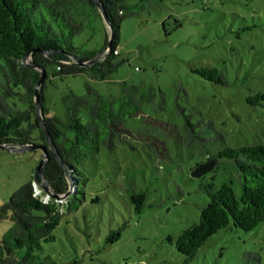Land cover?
I'll return each mask as SVG.
<instances>
[{"label": "rangeland", "instance_id": "rangeland-1", "mask_svg": "<svg viewBox=\"0 0 264 264\" xmlns=\"http://www.w3.org/2000/svg\"><path fill=\"white\" fill-rule=\"evenodd\" d=\"M125 1L133 12L121 23L118 69L99 79L85 73L53 76L55 65L49 66L44 88L49 114L65 119L64 95L85 94L86 81L111 100L120 96L123 81L160 88L165 109L145 102L125 120L124 140L84 159L85 195L71 196L73 207L65 205L41 255L62 264L73 259L77 264H264V221L248 230L232 224L219 229L190 260L168 238L199 221L200 207L209 199L204 183L229 182L237 197L242 193L230 159L220 158L201 176L191 174L197 163L227 145L264 143V100L247 101L264 92V0H150L144 8L141 0ZM108 34L111 38L106 22L99 21L74 43L99 52ZM203 65L219 67L227 83L194 70ZM10 101L27 106L25 97ZM188 115L212 137L204 146L185 141ZM80 116L89 119L85 109ZM41 155L40 148L0 147V208L31 179ZM37 188L41 197H53L39 183ZM139 192L145 197L137 210L133 195ZM14 223L12 211L0 209V250L7 252L3 239ZM247 252L259 253L260 261Z\"/></svg>", "mask_w": 264, "mask_h": 264}, {"label": "trees", "instance_id": "trees-1", "mask_svg": "<svg viewBox=\"0 0 264 264\" xmlns=\"http://www.w3.org/2000/svg\"><path fill=\"white\" fill-rule=\"evenodd\" d=\"M111 22V38L106 37V48L111 50L105 57L90 65H82L78 59L87 61L97 54V50L76 45L74 38L85 28L95 30L99 21H104L95 0H0V143L34 144L47 146L48 160L43 172L54 191L65 193L70 188V180L64 166L48 147L46 133L40 126L36 110V84L42 70L45 74L39 88L46 127L52 141L61 155L71 176L73 188L63 201L50 197L44 201L34 195L33 181L40 182L36 169L31 179L22 184L10 199L1 206V212L12 211L15 223L4 236L1 247L0 264H62L49 255H41L42 242L54 238L53 230L59 224L65 205L73 207V199L78 194L85 195L87 176L80 164L95 155L101 146L113 150L119 140H124V122L134 117L148 102L154 109H165V97L159 88H147L123 81L121 94L111 100L105 97L89 81L85 82L86 93L76 94L69 90L63 97L65 119L50 115L44 94L45 82L49 77L48 67L55 65L51 74H81L99 79L109 78L122 60L115 52L123 19L133 12V6L125 0H100ZM144 8L150 0H141ZM180 25L177 20L174 27ZM30 52V53H29ZM28 62H24L27 54ZM41 68V69H40ZM194 70L210 80L227 83V76L217 66L194 67ZM25 97L27 106L21 108L11 98ZM264 100V92L259 91L247 97L255 104ZM87 110L89 119L83 122L82 110ZM198 121L187 116L184 121L185 141L198 142L204 146L212 137L203 135ZM211 124V122H209ZM37 134L34 135V132ZM212 158L230 159L239 172L242 193L237 197L233 186L223 182L216 186L214 181L204 183L209 199L201 208L200 219L184 228L174 241L186 260L193 258L207 238L223 227L234 225L252 229L264 221V143L250 142L236 147L224 146L207 155ZM198 165V163L196 164ZM144 192L135 193L136 208L143 204ZM63 206L61 211L60 206ZM260 261L256 252H247ZM73 259L67 264H77Z\"/></svg>", "mask_w": 264, "mask_h": 264}, {"label": "water", "instance_id": "water-1", "mask_svg": "<svg viewBox=\"0 0 264 264\" xmlns=\"http://www.w3.org/2000/svg\"><path fill=\"white\" fill-rule=\"evenodd\" d=\"M95 1H96L97 5H98L100 11H101V14L103 16L104 21L106 22V24L110 28V31H112L111 22H110V20L108 18L107 12H106L103 4L101 3L100 0H95ZM108 50H111V43L110 42H109V44H108V46L106 48H104L101 51L97 52V54L94 57H92L91 59H89L87 61H83V60L78 59L77 62L79 64L88 66V65L94 63L96 60L101 59L103 56L108 54L109 53ZM29 53L24 58V62L25 63L28 62L27 58L30 57ZM41 70H42L41 76H40V78H39V80L37 81V84H36V88H37L36 95H35L36 110H37V112L39 114L40 126L42 127V129L46 133L47 140L49 142L48 147L53 149V151L56 154V157L58 158L60 163L64 166V168L66 170V173H67V176H68V178L70 180V188L65 193H62V194L57 193V192L54 191V189L51 186L49 180L46 178V176H45V174L43 172V166L45 165V163L47 162L49 157H48V153H47V146L44 145L43 143H34V144H28V143H26V144H21V143H0V147L6 148V149H10L12 151L40 148L41 151H42V155H41L40 162H39V164H38V166L36 168V173H38L41 176V181L39 182L36 179V174H34V176H35L34 181L39 183L46 193L50 194L51 196H53L54 198H56L59 201H63L65 198H67L70 195V193L72 191V188H73V183H72L69 171H68V169L66 167V164L64 163L61 155L57 152V149H56V147H55V145H54V143L52 141V138H51V136L48 133L47 127H46V121L44 119L42 103H41V100L39 98V88H40V86H41V84L43 82V77H44V74H45L44 70L43 69H41ZM217 162H218V158L208 159V160L198 164L197 166H195V168H193L191 174L194 175V176H201V175L207 173L208 171H210L215 166V164Z\"/></svg>", "mask_w": 264, "mask_h": 264}, {"label": "built area", "instance_id": "built-area-1", "mask_svg": "<svg viewBox=\"0 0 264 264\" xmlns=\"http://www.w3.org/2000/svg\"><path fill=\"white\" fill-rule=\"evenodd\" d=\"M115 52H117V49L115 50ZM33 189H34V195L39 196L44 201H48L49 200V198H44V197H41L39 195L38 188H37V182H35V181H33Z\"/></svg>", "mask_w": 264, "mask_h": 264}, {"label": "crops", "instance_id": "crops-1", "mask_svg": "<svg viewBox=\"0 0 264 264\" xmlns=\"http://www.w3.org/2000/svg\"><path fill=\"white\" fill-rule=\"evenodd\" d=\"M9 230V229H8Z\"/></svg>", "mask_w": 264, "mask_h": 264}]
</instances>
